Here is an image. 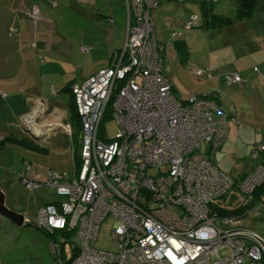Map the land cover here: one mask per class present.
<instances>
[{
  "label": "built area",
  "instance_id": "built-area-1",
  "mask_svg": "<svg viewBox=\"0 0 264 264\" xmlns=\"http://www.w3.org/2000/svg\"><path fill=\"white\" fill-rule=\"evenodd\" d=\"M162 1L127 0L122 52L72 88L81 123L79 168L48 170L40 180L19 174L29 189L44 184L57 197L36 206L31 224L49 234H73L78 247L71 264H264V236L242 224L250 212L263 216L264 144L253 146L251 156L260 163L241 181L217 167L214 153L228 137L229 120L239 123L236 110L225 112L214 96H176L163 75L162 44L151 15ZM27 15L34 23L41 16L38 7ZM200 21L193 14L183 28ZM194 74L213 78L209 68ZM224 79L229 85L243 81L239 73ZM111 102L118 133L104 140L99 135ZM233 188L241 199L228 205L230 212L223 199ZM234 206L237 214H231ZM109 217L115 249L95 248L92 241Z\"/></svg>",
  "mask_w": 264,
  "mask_h": 264
},
{
  "label": "rangeland",
  "instance_id": "rangeland-1",
  "mask_svg": "<svg viewBox=\"0 0 264 264\" xmlns=\"http://www.w3.org/2000/svg\"><path fill=\"white\" fill-rule=\"evenodd\" d=\"M35 1L41 7L42 18L40 16L36 24L28 18L32 27L31 36L33 40L39 41L40 38L47 40L46 51L36 49L38 55L29 65L25 55L30 51L34 52L36 40L31 45H25L21 52L24 57L23 61L26 63L21 66L24 78L13 83L15 88L10 93L7 87L1 90L11 95L10 100L16 114L23 105V97L20 94L34 95V90L43 89L59 110L63 111L53 125V133L56 134V138H60V143L55 141L50 144L42 143V146L47 148L45 151L29 146L24 149L20 145L18 153L13 151L17 147L11 142L4 143L3 147L0 145L3 160L2 163L0 162V187L6 195V205L12 211L25 216V224L17 225L0 214V264H67L69 262L71 264L73 249L78 247L75 238L59 235V231L63 229H56L48 234L31 224L35 218L36 206L41 208L47 205L46 198L50 197L48 195L50 191H52L51 198L57 199L54 195L55 190L53 191L44 184L34 190L29 189L23 181L24 178L21 180L17 175L18 172L25 170V164L21 170H17L18 161L21 158L16 159V164L13 166L11 157L14 153L18 157H25L24 163L26 161L31 163V165L29 163L30 168L27 170V175L36 172L41 176L48 169L61 174L72 173L75 169L74 152L77 154L81 146L75 136L79 131L77 125L74 126L71 122L67 124L69 117L67 119L65 115L68 113L71 100L69 92L64 91L63 88L66 84L81 80L82 77L108 64L103 62L97 64L91 59L89 53L81 52L79 49L84 36H86V41L95 33L100 37L98 26L94 25L96 24L94 13L89 14L87 18L82 17L84 11L92 13L95 9L82 5L83 3L78 0H56L58 6H52V0ZM107 2L115 4L116 1L97 0V5L103 6ZM125 4L128 12L127 0ZM131 8H133L132 4ZM45 18L54 23L48 22L50 20L47 21ZM155 19L157 28L161 31V20ZM233 24L208 30L202 27L190 30L177 27L175 32H183L182 36L173 39V31L167 32L163 41L168 44L163 45L161 51L164 54L162 56L164 58L163 75L171 81L176 96L180 100H186L189 95L193 94L221 92L220 98L225 112H228L229 107L236 110L239 123L234 124L229 120L228 137L222 147L215 152L214 162L223 172L241 181L246 173L256 169L260 163V160H255L251 156L253 146L264 144V64L261 63L264 60V50L260 49L261 44L255 39L254 33L247 31L248 27L245 31H241L238 23ZM250 27L261 30L260 26L251 25ZM27 30L29 31L28 25ZM84 30L87 32L83 33ZM9 33L15 35L16 32L10 28ZM53 37L56 39L54 40ZM260 37L264 38L263 35ZM51 41L62 45L65 51L68 48L67 54L61 56L58 54V48L51 50ZM179 41H185L187 49L179 50V46H176V42ZM180 51L188 54L182 61ZM207 68L213 75L211 79L194 74L197 70ZM0 71L1 75L8 76L13 70L7 67ZM235 72L240 74L244 82L227 84L224 77L228 73ZM21 77L19 73L18 79ZM3 96L6 95L3 93ZM5 99L6 97L3 100ZM6 113L10 115V110L8 109ZM104 132L108 138H113L118 133V125L113 118L104 124ZM228 195V202L241 199L236 188H233ZM219 205L222 207L220 202ZM219 205L217 201L213 206L219 211ZM225 207L231 212L228 204ZM233 210H236L235 206ZM113 222L111 217L102 222L97 239L92 241L93 247L103 250L115 249L111 238ZM242 224L264 236V215L256 217L253 212H250L242 218ZM222 252L225 255L229 254V250L226 249ZM246 264L255 263L247 261Z\"/></svg>",
  "mask_w": 264,
  "mask_h": 264
},
{
  "label": "crops",
  "instance_id": "crops-1",
  "mask_svg": "<svg viewBox=\"0 0 264 264\" xmlns=\"http://www.w3.org/2000/svg\"><path fill=\"white\" fill-rule=\"evenodd\" d=\"M78 1H81V3H83L82 5L88 8L95 9L92 13L84 11L82 17L85 16L87 18L89 14L94 13V23H96L94 25L98 26V30L100 32V37L95 33L94 36L88 37V41H86V36H84L79 49L81 52L89 53V55H91V59L97 64H101L103 62L109 66L114 62L117 54L122 52L125 43L128 21V12L126 10L127 7L125 0H111L116 1L115 4L107 2V4L103 6L97 5V0ZM51 2L52 6H58L57 2L56 5H54L53 1ZM206 3L207 7L211 8L214 13L228 17H234V14H236L239 6L238 0H208ZM34 7H38L40 14H42L41 7L35 0H0V70L7 67H10L13 70L8 76H3L0 73V114L2 115H0V141H2V147L6 142H11L16 145L17 148H14L13 150L16 153H18V147H21V144H18L16 140H21L28 146L37 147V150L39 149L41 151H45L47 149L42 146V143L50 144V142L54 141L56 143H60V138H56V134L53 133V125H55L54 121L58 119L59 115H61L63 111H60L58 106H56V104L49 99L47 93H45L43 89L39 91L34 90V95H30V93L20 94L23 97V105L16 114L13 111L12 101L10 100L11 95L9 93L15 88L13 83L24 78L22 72L23 68L21 67L22 64L25 63L23 61L24 57H22L21 53L22 48L27 44L31 45V43L36 40H33L31 36L32 27L27 15V11L33 9ZM192 13H201V6L198 3L190 1L179 2L177 0H163L159 7L151 12L155 26V34H157V41L161 43L162 46L168 44L163 41L166 33L175 31L177 27H183V24ZM155 18H159L161 20V31L157 28ZM45 19L47 21L50 20L48 18ZM48 22L54 23L52 20ZM237 23L239 25L238 28L241 31H245L248 27L247 31L254 33L255 39H257V41L261 44L260 49L264 50V38L260 37L261 35L264 36V0H258L254 12L249 18L243 21H237ZM27 25L29 27V31L27 30ZM251 25L254 27L260 26L261 30H255L250 27ZM10 28L14 29V32H16L15 35L9 33ZM86 32L87 30L83 31V33ZM29 34L30 38L28 39ZM158 38H160V41ZM53 39L55 40L56 38L53 37ZM46 41H44V38H40L39 41L36 40L35 48L31 46V48L34 49V52L30 51L25 55V58L28 59L29 65L34 62L38 55L36 49L46 51ZM50 47L51 50L58 48V54L61 56L67 54L68 48H66L65 51V48L60 44H56L51 41ZM162 55L164 54L162 53ZM261 63L264 64V60ZM95 72L82 77L81 80L73 81V84L83 82ZM19 73H21V79H18ZM27 78H29V76H27ZM243 82L244 81H242V83ZM5 87L8 88V94L1 90ZM3 93L6 96H3ZM5 97L6 99L4 101L3 99ZM8 109L10 110V115H7L6 113ZM65 116L68 119L69 112ZM68 122L69 121H67V124ZM11 139L15 141H12ZM47 140L49 141L47 142ZM31 142L34 144H31ZM23 147L24 149H27L26 146ZM1 155L2 152H0V162L2 163L3 160ZM16 159H20V161H18L17 170H21V167L25 164V170L22 171L26 174L28 170L26 165L30 162L26 161V163H24L26 160L25 157H18L13 153V157H11L13 164L11 165L15 166ZM20 172H18L17 175H19ZM33 173L34 174L32 175H26L30 178L42 177L39 173ZM0 188L3 190L2 187Z\"/></svg>",
  "mask_w": 264,
  "mask_h": 264
},
{
  "label": "trees",
  "instance_id": "trees-1",
  "mask_svg": "<svg viewBox=\"0 0 264 264\" xmlns=\"http://www.w3.org/2000/svg\"><path fill=\"white\" fill-rule=\"evenodd\" d=\"M52 1H53V3L57 2L56 0H52ZM187 1L194 2V1H191V0H187ZM207 1L208 0H204L201 3L195 2V3H198L201 6V13H192L191 14V15H193V14L199 15L201 17V21H200L201 25L198 26V27L206 28L207 30L208 29H215L216 27L227 26V25H230V24L234 23L235 21H243V20L249 18L253 14L254 9H255V7H256V5L258 3V0H238L239 6H238V9L236 11L235 16L234 17H228V16L219 15L217 13H214L211 8L207 7V3H206ZM232 18H234V19H232ZM36 23H34V24H36ZM198 27H195V28H198ZM173 32H175V31H173ZM172 37H173V35H172ZM177 45L179 46V50H181L182 48L183 49H187V43L185 41L176 42V46ZM180 52L182 54V58H181V61H182L184 58H186L185 55L187 56L188 54L186 52H184V51H180ZM77 84H80V83H77ZM73 86H74V84H73V82H71L69 84H66L63 89L65 91L69 92V96H70V100H71V103L68 106L69 122H71V124H73L74 126L77 125L76 127L78 128L79 131L76 133L77 135H75V136H76V138H78V143H79L80 142L79 136H80V133H81V123H80L79 115L77 114L76 107H75V99H74V95L72 93ZM215 93H217V92L201 93V95H203V96L204 95H209L210 97L214 96L216 98V100L219 101L220 97L218 95H216ZM219 102H221V101H219ZM111 105H112V102L109 103L108 106H107L106 113H105V115L103 117V121H102V127H101V130H100V135L99 136L102 139H104V140H105L104 124L107 123V120H111L112 119V106ZM78 121H79V124H78ZM11 140L15 141L13 139H11ZM16 141H17L18 144H21L22 146H26V147L28 146L27 144H25L21 140H16ZM31 144H34V143L31 142ZM0 145H2V141H0ZM29 147H31V146L29 145ZM31 148L37 149V147H33V146ZM74 154H75V168H79L80 162H81V160H80V151H78L77 154L74 152ZM48 170H53V169H48ZM41 176L42 177L36 178V179L37 180L43 179L45 174H43ZM49 196L50 197L46 198L47 202H51V201L56 199V198H51L52 197V191L49 192ZM227 200L223 199V202H226L228 205L232 204L233 200L231 202H228ZM239 211L240 210H235L231 214H237ZM262 215H264V211H263ZM35 216H36V213H35ZM58 234L63 236V237L64 236H72L73 235V234H70V233L67 234L66 230H61V231H59ZM76 249H77V247L75 249H73L72 258H73L74 254H75ZM67 264H70V262L67 263Z\"/></svg>",
  "mask_w": 264,
  "mask_h": 264
},
{
  "label": "water",
  "instance_id": "water-1",
  "mask_svg": "<svg viewBox=\"0 0 264 264\" xmlns=\"http://www.w3.org/2000/svg\"><path fill=\"white\" fill-rule=\"evenodd\" d=\"M0 213L10 219L12 222L17 225H24L25 216L21 213L12 211L6 205V195L3 190L0 188Z\"/></svg>",
  "mask_w": 264,
  "mask_h": 264
},
{
  "label": "bare ground",
  "instance_id": "bare-ground-1",
  "mask_svg": "<svg viewBox=\"0 0 264 264\" xmlns=\"http://www.w3.org/2000/svg\"><path fill=\"white\" fill-rule=\"evenodd\" d=\"M236 73V72H235ZM27 166V165H26ZM27 170V169H26Z\"/></svg>",
  "mask_w": 264,
  "mask_h": 264
}]
</instances>
